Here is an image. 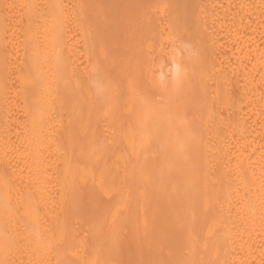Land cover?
<instances>
[{"label":"bare ground","instance_id":"bare-ground-1","mask_svg":"<svg viewBox=\"0 0 264 264\" xmlns=\"http://www.w3.org/2000/svg\"><path fill=\"white\" fill-rule=\"evenodd\" d=\"M198 1L0 0V128L11 127L10 131L13 129L16 134L4 135L0 147L20 143L19 168L24 167L23 172L32 177L22 186L19 196L17 191L14 193L18 198L32 192L49 194L45 191L51 192L57 178L56 182L51 180L55 183L49 189L44 188L45 183L40 184L41 180L47 176L58 177V191L53 188L58 194L55 205L49 199L39 198L40 203L30 204L31 201L3 207L11 188H5L2 182L0 264H7L14 251L23 256V262L20 261L23 264H83L77 250L78 235V239L86 237L88 251L84 254L82 250L88 258L86 264H259L264 258V0H219L227 12V18L219 25L220 39L224 41L228 35L233 40L231 44L228 42L230 46L223 54L217 53V60L212 59L214 64L220 57L218 64L224 70L217 76L218 83L231 90L223 92L226 94L221 107L225 114H231L238 134L249 133L242 134L244 137L239 135L235 149L231 150L234 157L229 162L227 159L225 169L221 166L226 176L218 179L222 182L220 192L216 189L210 197L207 191L211 178L206 176L200 159L204 141L194 140L201 129L196 126L198 131H193L194 124L186 113L191 105L184 107L182 102L183 105H173V95L165 100L167 104L152 102L140 92L142 89L132 85L143 72L151 73L152 62L148 63L153 58L150 57L159 55L155 52L159 51L162 41L158 43L160 23L168 14H172L168 16L172 20L163 25L177 18L180 22L187 13L191 14H187V19L194 21L199 16L194 10L206 2L202 0L201 4L200 0L198 4ZM208 1L204 5L216 4ZM189 4H195V9L188 7ZM163 11L169 13L165 16ZM162 13L165 19L160 16ZM156 15L159 20L163 19L159 25H156ZM14 25L12 31L10 27ZM188 25L191 26L188 23L185 29ZM186 40L185 43L192 44ZM80 49L85 50L82 51L86 56L81 55ZM211 54L207 53L212 57ZM204 58L199 61L206 64L210 58L207 61ZM183 59L182 64L187 68L188 61ZM135 62H142L145 67L133 69ZM175 64L176 86L170 93L180 88L189 74L188 69ZM205 70L208 69L201 72ZM214 78L207 79L210 83L214 80L213 86ZM11 83L14 84L11 86ZM11 88L21 103V115L19 108L16 113L12 111L14 105H8L14 104L11 101L17 98L10 100L11 103L5 102ZM192 88L197 95V88ZM207 94L200 91L199 97L193 96L197 97V103L192 101V96L185 97V102L189 99L188 103L198 107L199 113L207 104ZM88 98L92 101L85 105ZM127 101L129 105H125ZM9 107L20 115L15 118L16 129L13 125L6 126L4 118ZM247 114H257V118L245 125V120L251 117H246ZM20 118L23 123L19 122ZM53 148L57 149L55 153ZM61 150L64 153L59 154ZM218 174L221 175L220 170ZM119 175L124 177L123 181L115 182L114 177ZM80 176H88V182H83ZM12 179L16 181L13 176ZM124 184L123 191L120 188ZM97 187L99 192H108L105 197L109 194L111 197L96 199ZM85 196L89 200L81 204ZM113 199V204L105 203ZM206 204L211 206L199 208ZM220 210L225 211L224 227L220 228L225 234L220 236L223 233L219 231L221 234L217 236L215 231L212 234L213 226L207 228ZM140 212L145 214L141 216L143 219L140 217L142 220L136 216ZM52 221L55 225L50 224ZM48 223L53 227L45 231ZM126 236L130 243L123 246L120 242Z\"/></svg>","mask_w":264,"mask_h":264},{"label":"rangeland","instance_id":"rangeland-1","mask_svg":"<svg viewBox=\"0 0 264 264\" xmlns=\"http://www.w3.org/2000/svg\"><path fill=\"white\" fill-rule=\"evenodd\" d=\"M204 1V0H203ZM207 1L208 0H206V2L205 3H207ZM215 1V2H214ZM214 1H212V0H210V1H208V4L211 2V5L214 3H216L215 5H212V6H210V4L208 5V6H206V5H204L205 3L204 2H202V0H201V2H200V0L198 1V2H196V3H198V4H202V3H204L201 7L200 6H198V8H196L197 9V11L196 10H194L193 12L194 13H196V12H198L199 13V16H200V18H198L199 16H197L196 17V19L198 20V23L197 22H195V20L193 21V24H192V21L190 20V19H187V17L189 16V15H187V14H190V13H187V14H185L186 12L185 11H181L182 12V14L184 13L185 14V16L183 15V17L181 18L182 20H183V18H184V22L181 20L180 22L179 21H177V20H179L178 18L177 19H175L172 23L171 22H168V24L166 25H163V23L164 22H166V21H169V20H172L171 18H169V20H168V16L169 17H172V14L171 15H169L167 12H164L163 11V13H165V16L167 15V17H166V19L163 17V13L160 15L162 18H164L165 20H163V19H161V20H159V14L161 13L160 11H158V13H156L157 15H156V18L158 19V21L156 20V25H159L158 23H160L159 21H161L162 22V20L164 21V22H162V23H160V25H161V28L159 27V33L158 34H160V36H159V38H158V43L160 42V48H157L159 51H157V50H155V51H157V52H155V53H159V55H157V54H155L156 56H152V57H150V59L151 58H153L152 59V61H149V63L148 64H150L151 62H152V69L150 70L151 71V73L150 74H148V72H147V74L145 73L144 74V72L142 73V75H140L139 76V78L136 80V82L134 81L133 83H132V85L134 86L135 84V87L139 90V89H142V91H140V92H143V93H145V95H147L148 96V99L150 100V101H152V102H156V103H158V104H167V102L168 101H165V100H167V99H169L172 95H173V99L175 98V97H177V98H175V100H173L172 99V97H171V100L172 101H174V102H172V104L173 105H179V104H181V102L184 104V107L185 106H187V104H189V105H191V107H192V105H194V104H190V103H188L189 102V99H188V102L186 101L185 102V100L189 97H193L194 95L195 96H197V97H199V95H198V93L200 92V91H203V94H207L208 95V97H205V98H207L208 100H210V102L208 103V100H206L207 101V104L201 109L202 111H200L199 113H197L196 112V109H199L198 107H195V106H193L192 108L193 109H190L189 108V110H187V108H186V113L190 116H188V119H189V121L190 122H192V124H194V125H192V126H194L193 127V129L196 127L197 129H201V131L199 130V133H196V135H198L199 134V136L198 137H196V138H194V140H202L203 139V141H204V145H203V147H202V150H201V152H200V155H201V153H202V157L200 158L201 159V161H202V163H203V166H204V172L207 174L206 176H208V179H210L208 182V188H207V191H208V193L210 194L209 196L211 197L212 196V194L214 193V191H216V189L218 190L217 192H220L219 190V185L220 184H222V182H220L218 179H219V177L220 176H226L225 174H226V172H222L221 171V166H222V169H225V168H223V167H225L226 166V164H227V159H228V162H229V160H231V157H234V155H232L233 153H234V151H231V150H234L235 148L234 147H236V142H238V137H239V135H240V137H242L243 135L242 134H244L245 136H247L249 133H248V131H243V133L241 132V134L239 133L238 134V131H237V129H235V121L233 122V118L230 116V115H228V112H227V114H225L224 113V110L222 109L223 107H221L222 106V101H224V98H223V95H225L223 92H227V93H230L231 92V90H230V92H229V88L228 87H223V86H220L219 85V83H218V79H220V78H218V77H220L221 76V74H222V72L221 71H223L224 69L223 68H221V67H223L221 64H218V63H220L221 62V60H220V57H219V60L217 61V63H214L213 64V61L214 60H217L218 59V57H216V55H217V53L218 54H223V50L225 51L226 50V48L228 49V47L230 46V44L232 43V39L230 38V40H229V36L228 35H223L224 36V41H221L222 39H220V36L221 35H219V33H218V31H220V27H219V25L220 24H222V21L224 20V19H226L227 18V12H226V9H225V7L223 6L222 7V4H223V1L222 2H220L219 0H214ZM219 1V2H218ZM200 2V3H199ZM220 4V3H222V4H218V3ZM195 3V4H196ZM195 4H192V6L193 5H195ZM224 5V4H223ZM188 7L190 6V4L189 5H187ZM187 6H184L185 7V9L184 10H188V9H186V7ZM192 6H190L192 9L194 8V6L192 7ZM197 6H195V7H197ZM214 6V7H213ZM200 7V8H199ZM212 7V8H211ZM192 9H190L189 8V10L191 11ZM195 9V8H194ZM205 9V10H204ZM207 9H209V10H207ZM225 9V10H224ZM183 10V9H182ZM208 11V12H207ZM223 11H225L226 13H224ZM191 13H192V11H191ZM223 13V14H222ZM197 14V13H196ZM195 15V14H194ZM190 16H191V14H190ZM223 17V18H222ZM200 19V20H199ZM185 20H187L188 21V23L191 25L190 27H189V25L186 27V29H185V25L186 24H188L187 23V21H185ZM191 21V22H190ZM181 22H183V23H181ZM167 23V22H166ZM180 25H183L184 26V28H183V26L181 27ZM163 26V27H162ZM14 27V28H13ZM171 29H170V28ZM11 28V30L13 29H15V25L14 26H12V27H10ZM9 28V29H10ZM158 28V26L156 27V29ZM164 28V29H163ZM169 29V31H168V29ZM173 28V29H172ZM183 29H185V30H183ZM190 29V30H189ZM219 29V30H218ZM12 30V31H13ZM175 30V31H174ZM187 30V31H186ZM11 31V32H12ZM155 31H157V30H155ZM184 32V33H183ZM166 33V34H165ZM167 33H169V34H167ZM14 34V33H13ZM157 35V34H156ZM166 35V36H165ZM188 36V37H187ZM227 36V37H226ZM163 37V38H162ZM198 37V38H197ZM226 37V38H225ZM157 38H156V40H157ZM184 38V39H183ZM197 38V39H196ZM223 38V37H222ZM228 38V39H227ZM187 39V40H186ZM194 39H196V40H198L197 42H192ZM226 39H227V42H226ZM184 40V41H183ZM185 40L186 41H188L189 40V42L190 43H192L191 45L190 44H188V42H186L185 43ZM196 40H194V41H196ZM221 41V42H220ZM182 42V43H181ZM224 42H225V45H223L224 44ZM230 44H229V43ZM156 43V42H155ZM184 43L186 44V45H184ZM220 45V44H222V45H218V44ZM227 44V45H226ZM158 45V44H157ZM182 45V46H181ZM187 45H189L188 47H186V49H185V46H187ZM222 46H223V49H222ZM155 47H158V46H156L155 45ZM176 48V49H178V51H175L176 49H174V48ZM181 47V48H180ZM184 47V48H183ZM219 49H218V48ZM173 48V49H172ZM213 48V49H212ZM156 49V48H155ZM212 49V50H211ZM222 49V50H221ZM85 51L84 49H80V52L82 53L81 55L82 56H86V53L85 52H83V51ZM179 50H180V52H179ZM181 50H183V51H181ZM161 51V52H160ZM175 51V52H174ZM189 51V52H188ZM211 51H213L214 53H213V55H215L214 56V58H212L213 57V55L211 54ZM216 51H221V52H216ZM173 52V53H172ZM178 52V53H177ZM210 53L211 55H212V57L209 55H207V53ZM225 53V52H224ZM172 54L174 55V56H176L174 59H173V57L174 56H172ZM201 56V57H200ZM203 56V57H202ZM206 56V57H205ZM218 56V55H217ZM219 56H221V55H219ZM184 57V59L183 60H185V58H186V60L189 62L190 60H192V57H194L193 59H197V62L196 61H194V60H192V61H190V64L191 63H194V65L193 64H191V66H192V70H190V64H188V62H187V68H185V65L184 64H182V60H181V58H183ZM199 57V58H198ZM205 57V58H204ZM200 58L201 59H206V61L209 59V61L210 60H212V59H214V60H212L211 62H210V64H209V61L208 62H206V64H205V62H203V61H199L200 60ZM216 58V59H215ZM180 59V60H179ZM188 59H190V60H188ZM178 60H179V62H178ZM185 60V61H186ZM178 63V64H180L181 65V67L182 68H185V69H188V71H189V74H187V80H185V83L180 87V88H178V89H176V90H174V92H171L170 93V91H171V89L172 88H174L176 85V83H175V81L173 80V73H174V64L175 63ZM216 62V61H215ZM157 63H161V65H159V66H156V65H158ZM196 63V64H195ZM212 63V64H211ZM83 64H85L84 62H83ZM147 64V63H146ZM176 65V64H175ZM188 65L190 66L189 68H188ZM195 65H197V66H195ZM85 66V65H84ZM155 66V67H154ZM199 66V68L197 69V68H194V67H198ZM213 66H214V68H213ZM219 66V67H218ZM133 69H139V70H141V68L143 67H145V64H143L142 62L140 63V62H135L132 66H131ZM142 68V69H143ZM154 68V69H153ZM193 69H196V70H193ZM204 69H208V70H205V73H203V72H201L202 70H204ZM219 69H222V70H219ZM184 70V69H183ZM136 71V70H135ZM149 71V72H150ZM185 71H187V70H184V72ZM193 71H195V72H193ZM209 71H211V72H209ZM161 72V73H160ZM192 72V73H191ZM201 72V73H200ZM208 72H209V74L210 75H207L208 74ZM218 72V73H217ZM144 74V75H143ZM202 74V75H201ZM214 74V75H213ZM189 75V76H188ZM199 75V76H198ZM211 75H213L214 77H216V80H217V82H216V80H215V83H214V85L216 86L217 84V87H215V86H213V84H212V82H214V80L210 83V82H208V80L207 79H213L214 77L213 76H211ZM216 75V76H215ZM220 75V76H219ZM144 76V77H143ZM211 76V77H210ZM218 76V77H217ZM163 77V78H162ZM168 77H169V79H168ZM208 77V78H207ZM165 78V79H164ZM197 78H199L198 80H200V81H196V79ZM201 78V79H200ZM203 79H204V82H203ZM205 79L207 80L206 82L207 83H209V84H207V86L205 85L204 86V84H202V83H206L205 82ZM215 79V78H214ZM170 81V82H169ZM209 81H211V80H209ZM12 84H14V83H11V86H12ZM175 85V86H174ZM209 85H211V87H209ZM193 86H195L196 88H197V95L195 94V92H196V89H195V91H193V92H191V94L193 93V95H189L190 94V91H192V90H194L192 87ZM169 87V88H168ZM209 87V88H208ZM215 87V88H214ZM143 88H145V91H144V89ZM192 88V90H190ZM214 88V89H213ZM226 88V89H225ZM147 89V90H146ZM207 89H209V90H207ZM228 89V90H227ZM9 90V92H10V95H11V93H12V95L10 96V95H8V99L7 100H5V102H9L10 100H13L14 98L16 99L17 97H15L16 95H14L13 93L15 92L12 88H11V90L10 89H8ZM13 90V91H12ZM200 90V91H199ZM207 90V92H204V91H206ZM189 91V92H188ZM210 91H214V92H211V94H210ZM9 92H7V93H9ZM167 93V94H166ZM174 93V94H173ZM218 94H220V96L218 95ZM182 95H183V98H184V100L182 99ZM210 95H211V97H210ZM221 95H222V97H221ZM9 96L10 97H12L11 99L9 98ZM18 96V95H17ZM206 96V95H205ZM165 97H168V98H166L165 99ZM179 97V98H178ZM185 97H187V98H185ZM191 97V98H192ZM196 97V98H197ZM210 97V98H209ZM214 97V98H213ZM193 98H195V97H193ZM192 98V101L193 102H198V99H196L195 101H194V99ZM204 98V99H205ZM14 99V100H15ZM181 99V100H180ZM191 100V99H190ZM17 101H19V98H17L16 99V101L14 102V101H11V102H13L14 104H12L11 102H9V103H11V104H8L9 106L11 105H14V107L12 106V111L14 110L16 113H17V111L16 110H18L17 108H19V113H20V115H21V109L20 108H22L21 107V103H18ZM92 100L91 99H87V100H85V105H87V104H90V102H91ZM163 101H165V102H163ZM184 101V102H183ZM191 101V102H192ZM4 102V103H5ZM221 102V103H220ZM16 103H18L20 106H18V105H16ZM195 103V104H196ZM7 104H6V106L4 107V110L7 108ZM130 104V102L129 101H127V102H125V105H129ZM183 104H181V105H183ZM10 106V107H11ZM2 107V106H1ZM9 107V111L7 110V112H5V120H6V124L8 123V125H6V126H12V128L14 127L15 129L17 128L16 127V123H17V120L15 119V118H17V116H20V115H18V114H15V112L13 113L12 111H11V108ZM195 107V108H194ZM195 109V110H194ZM191 110H193V111H191ZM215 110V111H214ZM6 111V110H5ZM191 111V112H190ZM223 111V112H222ZM12 112V113H11ZM225 115H224V114ZM11 114V115H10ZM23 114V113H22ZM258 114V113H257ZM257 114H255V116H254V114H252V115H250V114H247V116L246 117H249V115L251 116V117H249V121H248V118H247V120H245V122H244V124L246 125L247 124V122H250V119H251V121L253 120H255L256 118H257ZM16 115V117H14ZM209 115V116H208ZM224 115V116H223ZM228 115V116H227ZM10 116V117H9ZM227 116V117H226ZM23 117V115L21 116V118ZM231 117V118H230ZM19 118V117H18ZM19 119V122L21 123L22 122V120L23 119ZM24 118V117H23ZM205 118V119H204ZM206 118H207V120H206ZM209 118V119H208ZM14 119V120H13ZM5 120H3L4 122H5ZM11 120H12V122H11ZM21 120V121H20ZM7 121H9V122H7ZM16 121V122H15ZM202 121L204 122V123H202ZM18 122V123H19ZM199 122H201V123H199ZM23 123V122H22ZM98 122H96V124H97ZM16 124V125H15ZM204 124V125H203ZM206 124V125H205ZM228 124H231V125H228ZM18 125H20V124H18ZM22 125V124H21ZM201 125H203V128L201 127ZM234 125V126H233ZM227 126H228V128H227ZM11 128V127H10ZM10 128H8V130L6 129V128H4V127H1L0 128V140H2V139H4L3 138V136L5 135L6 136V134L7 135H11L12 136V134H13V129L11 130L12 131V133H11V131H10ZM194 129L193 131L194 132H196V131H198L197 129ZM231 128H234L233 130L231 129ZM6 129V130H5ZM1 130H3L4 131V133H3V131L1 132ZM10 131V132H9ZM17 131V130H16ZM229 131H230V133H229ZM5 132H7V133H5ZM15 132V131H14ZM233 132V133H232ZM236 132V133H235ZM9 133V134H8ZM227 133V134H226ZM248 133V134H247ZM195 134V133H194ZM210 134V135H209ZM232 134H233V136H232ZM14 135H16L15 133L13 134V136ZM242 135V136H241ZM4 136V137H5ZM203 138H202V137ZM232 136V137H231ZM10 137V136H9ZM244 137V136H243ZM198 138V139H197ZM236 140V141H235ZM234 141V142H233ZM1 142V141H0ZM14 142H16V141H14ZM17 143V145L18 144H20V143H18V142H16ZM16 143H14L15 145H16ZM14 144H12V146H3L2 148H1V150L3 149V151H4V154L2 155V151H1V153H0V180H2V181H0L1 183H0V185L1 184H3L4 182V187L6 188V186L7 187H9L8 189H12L13 190V188L14 189H16V187H17V189L16 190H13V194H12V190L10 189L9 190V195L7 194V196H6V199H7V203L5 204V206H3V207H6V208H10V207H12V206H17V205H20L22 202H25V203H28V202H31L32 201V203H30V204H35V203H33V202H39V200L41 199V200H43V198H45V199H49L50 201H52V204H54L55 205V201H54V199L56 198V195H58V194H56V192L54 193V191L53 190H55V189H57V191H58V187L56 188V186H57V183H58V177L57 176H47V179H45V180H41L42 182H40V184H42L43 186H44V183H45V186H44V188H46V189H49V187H51L50 186V184H52L53 183V181H51V180H54L55 178H57V179H55L54 181L56 182V186H53L54 185V183H53V188H55V189H53V188H51V192L48 190H46L45 191V193L46 192H48L49 194H45V195H41V194H39L38 195V193L39 192H34V193H37L36 195L37 196H39L38 198H37V196H35V194L32 192V193H26V194H24L25 195V197H24V195L23 196H21L20 198H18V196H19V191L20 190H23L22 189V186H26L25 184L26 183H28V181L32 178H30V175H28V173H27V171H26V173L27 174H25V172H23V170H24V167H22V168H19L20 167V164H18L19 163V161L17 160L18 158H19V154L17 153V152H19V151H21L20 150V147H19V145L16 147ZM198 144V143H197ZM234 146H233V145ZM49 145H51V144H49ZM56 145H57V142H56ZM199 145V144H198ZM227 145V146H226ZM15 146V147H14ZM19 147V148H18ZM114 147V149H116L115 148V146H113ZM228 149H227V148ZM231 147V148H230ZM7 148H9V149H7ZM227 150H226V149ZM232 148H234V149H232ZM16 149V150H15ZM54 149V153L56 152V150H55V148H53ZM6 150V151H5ZM143 150V149H142ZM143 152V151H142ZM62 153H64V150H61V151H59V154H62ZM229 153V154H228ZM231 154V155H230ZM21 155V154H20ZM2 156H4V157H7L6 159V161L4 160L5 158L4 157H2ZM10 156V157H9ZM22 157V156H21ZM227 157H229V158H227ZM3 158V159H2ZM223 158H224V160H223ZM13 159V160H12ZM20 159V158H19ZM225 159H226V161H225ZM4 160V163H5V165H3L2 164V161ZM17 160V161H16ZM204 160V161H203ZM11 163V164H10ZM6 164H8V166L6 165ZM1 165H3V166H1ZM5 167V168H4ZM16 167V168H15ZM1 168H4V169H6L5 171H4V169H1ZM10 169V170H8V169ZM218 168H220V169H218ZM16 169H19V170H17L16 171ZM26 169V168H25ZM22 170V171H21ZM27 170V169H26ZM219 170H220V172H221V175L220 174H218L219 173ZM15 171V172H14ZM25 171V170H24ZM224 171V170H223ZM10 172V173H9ZM12 172V173H11ZM19 174V175H18ZM28 175V176H27ZM6 176L8 177V176H11L10 178L12 179V176H13V178L15 177V180L16 181H14V179H12V181H11V183L9 182V179L10 178H6ZM120 176V175H119ZM210 176V177H209ZM18 177V178H17ZM78 177V176H77ZM81 177V176H80ZM86 176H82L81 178L83 179L84 178V180H82L83 182H85V183H87L88 182V176H87V178H85ZM112 177V176H111ZM120 177H121V179H120ZM120 177H118V178H115L114 177V179H116V181L115 182H118V181H123V179L122 178H124V177H122V175L120 176ZM3 178H4V180H7V181H4L3 180ZM39 178H41L40 176H39ZM102 178V177H101ZM108 178H110V177H108ZM29 179V180H28ZM113 179V178H112ZM113 179V180H114ZM19 180V181H18ZM214 180V181H213ZM44 181V182H43ZM211 181H212V183H211ZM3 182V183H2ZM7 182V183H6ZM12 182H16V183H13L14 185H12ZM19 183V184H18ZM17 184V185H16ZM46 184H48V185H46ZM212 184H214L213 185V187H212ZM3 186V185H2ZM11 186V187H10ZM49 186V187H48ZM214 186H215V189H214ZM216 186H218V187H216ZM24 188V187H23ZM98 188L99 187H97V191H96V194H95V196H97V198L96 199H100V200H104V198L105 199H107L108 200V198H110L111 197V195L109 194V197L107 196V197H105L106 195L105 194H107L108 195V192H105V191H100L99 192V190H98ZM211 188H212V190H211ZM121 190H125L126 188H125V184H124V186H122V188H120ZM210 189V190H209ZM15 191H17V192H15ZM10 192H11V194H10ZM17 193L18 194V196H17V194H15V193ZM58 193V192H57ZM88 193V192H87ZM212 193V194H211ZM16 196H15V195ZM30 196H28V195ZM55 195V196H54ZM27 196V197H26ZM43 196V197H42ZM123 196H124V194H123ZM9 197V198H8ZM11 197V198H10ZM25 199H24V198ZM100 197V198H99ZM14 198H16V199H14ZM23 198V199H22ZM40 198V199H39ZM123 199L122 200H124L125 199V197H122ZM218 198V197H217ZM220 198V197H219ZM218 198V199H219ZM44 199V200H45ZM231 199V198H230ZM229 199V200H230ZM56 200V199H55ZM89 199L87 198V196H85V197H83L81 200H80V203L81 204H83L85 201L87 202ZM114 199L113 200H110V201H106L105 200V203H110V204H108V205H111V204H113L114 202ZM12 202V203H11ZM41 202V201H40ZM39 202V203H40ZM83 202V203H82ZM85 202V203H86ZM113 202V203H112ZM9 203V204H8ZM84 203V204H85ZM215 204H217V202L215 203ZM215 204H213L214 206H215ZM7 205V206H6ZM207 205V204H206ZM210 204H208L207 206H205V205H201V206H199V208L200 209H202V208H208V207H210L209 206ZM52 206V205H51ZM213 206V207H214ZM216 207L218 208V206L216 205ZM215 208V207H214ZM213 208V209H214ZM214 210H216V209H214ZM219 210V209H218ZM141 213H143V212H140V213H138V214H140V215H136V216H139L138 217V219H140V220H142L144 217H141V216H145V214L143 215V214H141ZM214 214V213H213ZM224 214H225V211L223 210H220V211H217L216 212V215H214L213 217L215 218L216 217V219L214 220V218H213V221H212V223H209V224H211V226H209V224H208V228L207 229H209V227H214V228H212V234L214 233V231L216 232V233H214L215 235L217 234V233H219V235L221 234L220 232H222L223 234H221L220 236H222V235H224L225 233H224V231H223V229L221 230L220 228L223 226L224 227V225H223V219L224 218H222L223 216H224ZM142 219H141V218ZM198 218H200V215L199 216H197ZM218 217V218H217ZM137 218V217H136ZM137 219V220H138ZM210 221V222H211ZM51 222V221H50ZM49 222V223H50ZM47 224L46 226H45V231L47 230V231H50V229H51V227H53L52 225H55L54 223H53V221H52V223H50V224H52V225H50V224ZM137 228V227H136ZM217 230H218V232H217ZM207 231H209V230H207ZM220 231V232H219ZM207 233H209V234H211L210 233V231L209 232H207ZM208 234V235H209ZM218 234H217V236H219ZM78 237H79V235L78 236H76V241H77V250H78V252L79 253H81V254H79L80 255V262L82 261V262H84L83 264H86L87 262H88V258H87V256H85L84 257V254L85 253H87V251H88V249H87V246L85 245L87 242H86V237L84 238V239H82L84 236H82V237H80V239H78ZM125 238V237H124ZM124 238H123V241H121L120 243L123 245V246H126V245H128L129 243H130V241H129V239H127V236H126V239L124 240ZM218 238V237H217ZM80 240V241H79ZM122 240V239H121ZM124 241H126L125 243H124ZM79 242V243H78ZM82 244V245H81ZM79 246V247H78ZM89 248V247H88ZM81 250V251H80ZM82 250H83V252H84V254H83V252H82ZM85 250H87V251H85ZM20 252V251H19ZM15 255H14V254ZM12 254V255H11ZM10 254V260L8 259L7 261L9 262L10 261V263L9 264H13L14 262V264H23L22 262H23V256L21 257V256H18V253H17V255H16V252L14 251V252H12ZM13 255L15 256V258L13 257ZM20 255V254H19ZM21 257V258H20ZM18 258V259H17ZM19 258H20V260H19ZM83 258H84V260H83ZM11 259H12V261H11ZM21 259H22V262H20L21 261ZM14 260V261H13ZM16 260H19V261H16ZM262 260H263V262H262ZM8 262H7V264H8ZM13 262V263H12ZM19 262V263H18ZM260 263H262V264H264V258H262L261 259V261L259 262V264ZM78 264H82V263H79L78 262Z\"/></svg>","mask_w":264,"mask_h":264}]
</instances>
